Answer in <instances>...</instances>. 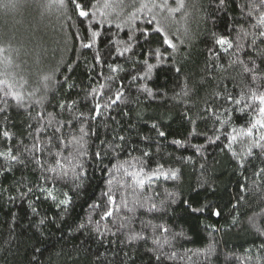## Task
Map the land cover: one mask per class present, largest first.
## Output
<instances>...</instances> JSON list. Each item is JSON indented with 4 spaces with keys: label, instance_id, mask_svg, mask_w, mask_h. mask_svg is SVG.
<instances>
[{
    "label": "trees",
    "instance_id": "trees-1",
    "mask_svg": "<svg viewBox=\"0 0 264 264\" xmlns=\"http://www.w3.org/2000/svg\"><path fill=\"white\" fill-rule=\"evenodd\" d=\"M7 2V0H0ZM17 7L14 9L0 8V80H7L14 84V90L24 96V107H16L17 101L3 98L0 93V108H8L6 115L9 121L3 119L0 114V129L5 126L14 133L13 139L6 143L15 146L21 140L31 143L27 136V123L36 124V113L41 112L45 122L48 112H55L57 119L67 120L72 115L83 111L87 114L92 101L86 100L85 95L91 92L90 85L95 83V74L103 70L105 75L115 76V85L120 82V77L125 72L110 73L107 67L95 65L93 56L97 49L102 53L104 46L109 40H126L130 29L122 22L127 20L130 13L136 11L140 0H125L124 11L120 13L119 19L113 15V24H98L96 28L101 32L98 43L93 49H84L80 41L75 39L76 35L82 34L80 18L74 14L73 6L64 0L61 6L59 0H14ZM171 2V0H170ZM246 0H235V3H243ZM187 7L181 13L175 14L171 23V30L175 31L184 44L175 41L180 48V59L184 64V70L178 78L174 75L171 64L165 63L153 70L150 80L140 81L133 84L131 94L126 92L127 104L120 102L119 106H113L109 114H103L98 122H90L98 135L90 137L88 150L95 152V144L100 140H111L113 132L130 137V142L124 151L119 152L116 158L109 155L102 162L96 161L92 156L80 158L83 160L86 175L80 180H74L73 171L76 161L69 163L76 155L75 146L67 149L60 146V159L63 170L68 171L67 181H58L56 187L62 191H68L72 196V205L69 215L65 218L66 223L62 230H57L54 224L40 226L38 233L35 228H30L32 214L27 207L31 199L39 208L40 214L49 217H59L61 210L57 209L51 201L45 202L43 197L37 199L39 193L34 192L23 202L20 200L18 187L32 182L36 184L37 177L46 174L49 177L56 173H45L44 168L54 165V160L47 154L43 157L42 165L30 164L26 168L16 166L12 171L0 175V264H157L155 254L149 249L154 246L151 237L160 236L162 239L171 241V245H165L163 251L166 254L175 252L171 259H166L163 264H264V249L261 244L264 236H259L254 230L250 217L255 218L256 225L264 224V173L256 176L254 173L264 168V158H260L259 150L254 149V155L247 157L244 167L240 168L233 160L231 153L223 148L227 143L226 138L221 135V140L216 144H208L204 135L188 136L192 125L184 118L185 105L170 99L173 91H179L178 84L182 81L185 73L200 79L204 75L205 60L210 55L207 48L212 45L211 33L217 36L227 35L234 24V20L241 19V10L234 7L233 0H229L227 7L217 8L213 0H186ZM186 13V15H184ZM140 19L133 21V27L139 25L146 27L147 17L143 13H136ZM97 19H100L97 13ZM85 25L88 23L84 21ZM115 23H121V29L115 27ZM139 36V32H135ZM235 33H233L234 37ZM232 38V37H230ZM155 39V37H153ZM259 44L260 42L257 41ZM134 52L141 53V48L147 50L143 39L140 47L135 46ZM113 44V47H119ZM155 47V43L152 45ZM264 48V44L260 45ZM171 51V50H169ZM217 51H219L217 47ZM132 53L116 59L126 70H131L128 59ZM224 57L223 63H227V53H220ZM137 59L141 58L139 55ZM186 58V59H185ZM215 59V57H213ZM111 62V61H109ZM154 62V61H153ZM259 62V61H258ZM209 63H212L209 60ZM71 65V68L68 65ZM232 75H235L233 72ZM89 76L93 77L89 80ZM71 84L73 87L69 88ZM146 84L154 91L163 92L167 90L168 98L149 100L145 94L137 89ZM83 85V87H81ZM127 89L128 81H124ZM6 85L0 84V88ZM228 92L239 93L241 84L239 77L235 81L224 80L223 83L212 82L205 85L199 98H194L196 107L192 109L195 113L203 108L204 99H212L214 92L221 95ZM31 94V95H30ZM136 97H139L137 102ZM8 100L5 104L4 100ZM42 100V104L36 101ZM61 100H75L77 104L73 111L67 108L60 109L58 104ZM103 102V101H101ZM222 104V101H217ZM12 105V107H8ZM226 106V105H225ZM128 111L129 116L123 112ZM110 116H115L116 121ZM221 119L227 116L221 115ZM249 117L233 116L230 127H241ZM155 122L166 132L165 137H158L151 124ZM74 127L65 126L63 129L66 143L73 135L78 134L80 122L74 121ZM135 125L129 128L128 125ZM38 126V125H37ZM224 127L209 118L207 123L208 135H212L213 128ZM197 131L204 132L205 124L197 121ZM50 134V133H49ZM48 134L42 136L47 139ZM140 136H149L147 141L140 140ZM173 139L186 140V147L180 148L172 144ZM0 141V149L4 146ZM192 144H204V150L197 156ZM246 145L236 143L233 149L242 153ZM151 153L150 164L146 171L155 168L157 162L162 163L165 169L179 168V179H165L163 176H153L145 180L143 187L138 186L136 181L125 174L123 168L117 171L112 165L124 164L125 161L136 163L133 158L146 160L142 151ZM57 151V149H53ZM191 156V162H181L178 157ZM201 163L205 168L201 170ZM0 164L3 161L0 160ZM137 164V170L139 168ZM128 172L134 171L132 167L125 164ZM112 180L109 185L108 181ZM208 181L211 187H200V183ZM79 184V187L76 185ZM247 187L246 192H241L240 185ZM48 186H51L49 184ZM111 187L115 198L113 208L121 207V198L128 201L129 207L139 197L141 201L151 198V203L163 207L164 211L148 213L143 209H137L133 228L141 231V221L151 220L153 224H164L169 231L162 233L159 230L152 232L151 229L143 230L148 236L147 241H134L131 244L121 243L126 240V230H122L117 236H90L87 232H71L69 225L80 223L91 215L94 220H99L100 215L107 207L105 192ZM7 189V191H5ZM259 189V191H257ZM169 193L176 194V202L171 203ZM9 196L13 200H9ZM245 199L240 201V197ZM184 199H190L194 204L211 202L212 206H220L223 209L221 217H214L209 212L192 214L184 203ZM239 201V203H238ZM163 202V204H162ZM98 203L100 208L90 209L89 205ZM237 204L235 209L231 205ZM148 205L145 204V208ZM15 215V219L13 218ZM132 214L126 209L116 213L114 217L102 221L108 224L112 231V222L119 223L122 216ZM235 216L237 223L232 224ZM211 225L212 227H208ZM215 229V230H213ZM42 233V234H41ZM212 248V252L207 250ZM39 248L40 251H35ZM103 255H98V254ZM127 253V255H125Z\"/></svg>",
    "mask_w": 264,
    "mask_h": 264
},
{
    "label": "snow or ice",
    "instance_id": "snow-or-ice-1",
    "mask_svg": "<svg viewBox=\"0 0 264 264\" xmlns=\"http://www.w3.org/2000/svg\"><path fill=\"white\" fill-rule=\"evenodd\" d=\"M61 6L64 5V0H59ZM68 3L73 6L74 14L80 18V25L82 28V34H77L75 39L80 41V46L84 49H93L98 43V38L101 36V32L97 30L98 24H113V15L117 19L120 17V13L124 11L125 0H68ZM217 8L227 7L229 0H213ZM234 7L241 10V19L234 20L235 25H230L231 31L227 34H221L217 36L215 32L211 33L212 45L207 48V52L210 54L205 60V66L203 69L204 75L200 79H196L195 76L185 73L182 81L178 84L179 91H173V95L170 99L183 103L185 105L182 115L192 125L191 131L188 136L204 135L208 144H216L221 140L223 135L227 143L223 145V148L231 153L233 160L238 167L243 168L244 162L247 157L253 156L254 149L259 150L260 158H264V48L260 45L264 44V0H246L243 3H235ZM17 4L14 0H7V2H0V8L14 9ZM187 7L186 0H140L139 7L136 11L129 14L127 20L122 23L126 25L130 31L127 34L126 40L112 41L109 40L104 46L103 53L97 49L94 53L93 60L95 65H103L107 67L110 73L125 72L124 77H120V82L115 85L116 77L109 74L105 75L103 70L95 74V83L90 85L91 92H87L85 95L86 100L92 101L88 108L87 114L83 111L72 115L71 118L57 119L55 112H48L46 122L41 112L36 113V124L27 123V136L31 143H25L21 140L16 143L15 146L9 145L6 142L13 139L14 133L8 130L5 126L0 129V141L5 142L2 149H0V160L3 164H0V175H4L7 172L12 171L16 166L22 168L28 167L30 164L42 165L43 157L47 154L54 160V165L43 169L45 173H56V175L49 177L46 174H41L37 177L36 184L32 182L23 184L22 187H18L17 191L20 193V200L23 202L26 198H29L34 192L39 193L37 199L40 196L44 201H51L52 204L61 210L59 217H49L46 213L41 215L39 208L34 202L29 199L27 207L30 210L32 217L30 218L29 227L35 228L40 232V226L47 224H54L57 230H62L66 223L65 218L69 215L70 206L72 205V196L68 191H60L56 184L58 181H67L69 175L68 171L63 170L61 164L59 148L61 145L67 149L70 145L75 146L76 155L69 160V163H75L73 171L75 172L74 180H80L86 175V169L84 167L83 160L80 158L92 156L96 161L102 162L105 158L111 155L116 158L119 152L124 151L130 142V137H126L123 134L113 132L111 140H100L99 144H95V152L92 153L88 150L90 144V137H95L98 132L90 122H98V118L103 114H109L113 106L118 107L120 102L125 104L128 101L125 99L126 92L131 94L132 85L138 84L140 81L150 80L153 70L160 65L169 63L171 64L172 71L176 77H180L184 70V64L180 59V48L175 41H179L182 45L184 40L171 30V23L175 19V14L181 13ZM97 13H99L100 19H97ZM136 13H143L147 19L145 21L146 27L141 28L139 25L133 27V21L140 19V16ZM186 15V13H184ZM87 20L85 25L84 21ZM117 29H121V23H115ZM135 32H139V36L135 35ZM233 33H235L233 37ZM155 37V39H153ZM232 37V38H230ZM143 39L144 45L147 46V50L141 48V53L134 52L133 41L136 42L135 46L140 47V40ZM257 41L260 43L258 44ZM120 45L119 47H113V44ZM155 43V47H153ZM217 47L219 51H217ZM171 50V51H169ZM3 51V49H0ZM227 53V63H223L224 57L220 53ZM126 53H132L128 57L131 63V70H126L121 64L116 62V59L124 56ZM141 58L137 59V56ZM215 57V59H213ZM186 59V58H185ZM209 60L212 63H209ZM111 61V62H109ZM154 61V62H153ZM259 61V62H258ZM71 68V65H68ZM235 75H232V73ZM3 75V73H0ZM239 77V83L241 89L239 93L228 92L225 89V93L221 95L219 92L212 94V99H204V107L198 109L195 113L192 109L196 107L193 102L194 98H199L201 91L205 88V85L212 82L223 83L224 80L235 81ZM89 80L93 77L89 76ZM128 81L127 89L125 88L124 81ZM0 84L6 85L5 88H0V93H3V98L10 97L17 101L16 107H24V96L14 90V84L7 80H0ZM69 88L73 85L69 84ZM83 87V85L81 86ZM137 91L145 94L149 100H155L157 96L161 99L168 98L167 90L163 92L154 91L146 84L141 85ZM31 95V94H30ZM137 102L139 97H136ZM103 101V102H101ZM217 101H222V104H217ZM5 104H8V100H4ZM37 104H42V100L36 101ZM77 101L61 100L58 104L60 109L67 108L70 112L74 110ZM226 105V106H225ZM12 107V105H8ZM8 108H0V114L3 115L5 121L11 119L6 115ZM239 114V117H249L243 126L230 127L233 122V116ZM124 116H129L128 111L123 112ZM221 115L227 116V119H221ZM214 118L215 123H219L224 127V132H221L220 128H213L212 135H208L207 123L209 118ZM110 118L116 121L115 116ZM201 121L205 124V131H197V121ZM74 121L80 122L78 128V134L73 135L71 140L66 143V138L63 133L65 126L74 127ZM117 124L120 121H116ZM38 125V126H37ZM128 127L134 128L135 125L129 124ZM151 129L155 131L158 137H165L166 132L161 130L157 123L151 124ZM50 133V134H49ZM47 135V139H43L42 136ZM151 139L149 136H140V140L147 141ZM246 145L242 153H238L233 149V145L236 143ZM172 144L177 147H186V140L173 139ZM197 156H200L204 150V144H192L190 145ZM57 149V151H53ZM142 156L148 158L146 160H139L133 158L136 163H130L125 161L124 164L112 165L117 171L121 168L124 169L125 174L131 176L138 186L143 187L145 180H150L153 176H163L165 179H179V168L165 169L162 163L157 162L155 168L151 171H146V166L150 164L151 153L146 150H141ZM181 162H191L192 157H178ZM125 164L132 167L134 171L128 172ZM137 164L139 168L137 170ZM201 170L205 168V164L201 163ZM264 173V168L254 173L259 176ZM51 184V186H48ZM108 184H112V180L108 181ZM79 187V184L76 185ZM200 187H211L207 180L200 183ZM241 192H246L248 189L245 185H240ZM7 191V189H5ZM259 191V189H257ZM104 195L107 197L106 210L102 212L99 220H94L91 215L86 218V221L82 220L78 224L69 225V231L71 232H87L90 236H117L122 230H126V240L121 243L131 244L134 241H147L148 236L142 234L143 230L151 229L152 232L159 230L162 233H167L169 229L164 224H153L151 220L141 221V231L137 232L133 228V223L137 217L135 213L137 209H143L148 213L162 212L164 208L158 207L155 203H151V198H147L141 201L139 197L133 202V206L129 207L128 201L121 198V207L113 208L116 201L112 195L111 187ZM171 203L176 202V194L169 193ZM14 198L9 196V200ZM245 199L244 196L240 197V201ZM264 199V196L261 197ZM183 203L186 209L192 214L209 212L211 216L221 217L223 209L220 206H212L211 202L204 204H194L190 199H184ZM239 203V201H238ZM145 204L148 206L145 208ZM163 204V202H162ZM101 205L93 203L89 205L90 209L100 208ZM232 209L237 207V204L231 205ZM126 209L127 213L131 216L125 215L120 217L119 223L112 222V227L116 231H112L108 224H102V221L108 220L114 217L116 213H119ZM13 214V218L15 219ZM252 221L254 230L259 236H264V224L256 225L255 218H249ZM237 223L236 217H232V224ZM208 227H212L209 225ZM215 230V229H213ZM42 234V233H41ZM151 243L154 246L149 251L155 254V260L157 264H163L166 259L173 258L176 253L166 254L163 249L165 245L170 246L171 241L168 239H162L160 236L151 237ZM261 249H264V242L261 244ZM35 251L39 252L40 249L36 248ZM213 250L210 247L207 252L211 253ZM98 255H103L98 254ZM127 255V253H125ZM31 264V262H30Z\"/></svg>",
    "mask_w": 264,
    "mask_h": 264
}]
</instances>
